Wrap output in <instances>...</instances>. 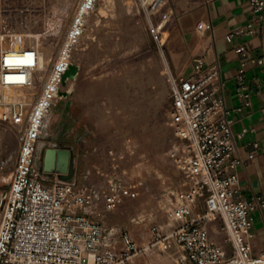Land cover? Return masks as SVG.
<instances>
[{
  "label": "built area",
  "instance_id": "1",
  "mask_svg": "<svg viewBox=\"0 0 264 264\" xmlns=\"http://www.w3.org/2000/svg\"><path fill=\"white\" fill-rule=\"evenodd\" d=\"M250 2L264 23V0ZM97 5L98 0H81L51 71L41 80L29 108L7 102L3 88L35 84L36 72L41 69L37 51H0V121L21 137L10 186L0 202V264H132L135 256L147 250L126 231H108L96 217L99 211L115 209L120 196L118 182L113 180L104 196L92 184L81 186L76 179L45 174L37 163L45 120L52 105L64 98L59 95L65 91L63 76ZM18 6H24V0H0L4 12ZM160 27L151 24L150 32L163 48L166 42ZM211 28L207 22L197 25L200 32ZM244 32L253 34L254 22L239 26L229 38ZM238 51L241 56L249 52L245 44ZM18 53L32 60L9 61V56ZM254 62L264 66V40L263 53ZM220 72L219 64L204 65L196 58L190 76L173 77L169 124L184 181L168 211L172 224L165 230L153 228L150 247L168 252L178 246L176 264H264V251L257 253L251 245L252 212L264 208V195L236 198L238 168L244 159L219 94ZM243 72L244 67L237 75L240 96L248 98ZM7 167L0 164L1 180Z\"/></svg>",
  "mask_w": 264,
  "mask_h": 264
},
{
  "label": "rangeland",
  "instance_id": "2",
  "mask_svg": "<svg viewBox=\"0 0 264 264\" xmlns=\"http://www.w3.org/2000/svg\"><path fill=\"white\" fill-rule=\"evenodd\" d=\"M156 1L98 0L65 75V79L74 76L63 87L74 99L72 117L55 119L50 109L42 136L45 140L58 134L63 138L72 130L92 147L89 153L98 149L99 163H90L88 156L89 163H80L76 181L81 186L94 185L104 196L109 184L118 182L115 209L99 211L96 217L108 231H126L140 247L147 248L132 264H176L180 253L178 246L168 252L150 247L153 228L165 230L172 224L168 211L184 181L169 124L174 76L165 46L155 41L150 25L161 26L165 41L174 16L197 0ZM80 2L24 0V6L8 12L0 9V36L5 46L20 35L26 42L24 49L33 48L47 58L44 68L36 72L33 89L24 88L32 95L26 107L34 104L41 80L49 75ZM42 138L38 146L46 142ZM20 142L18 132L0 121V164L4 161L8 166L1 172L0 193L9 189Z\"/></svg>",
  "mask_w": 264,
  "mask_h": 264
},
{
  "label": "crops",
  "instance_id": "3",
  "mask_svg": "<svg viewBox=\"0 0 264 264\" xmlns=\"http://www.w3.org/2000/svg\"><path fill=\"white\" fill-rule=\"evenodd\" d=\"M201 21L211 24L212 28L200 32L197 25ZM249 22H254L253 34L244 32L229 38L236 28ZM263 32L264 23L252 11L250 0H197L193 7L174 16L165 38L172 76H190L196 58L202 59L204 65L216 63L221 67L219 94L236 136L239 154L244 159L238 168L240 190L236 195L241 200L264 195V66L254 62L263 53ZM242 44L249 50L247 56H241L238 51ZM242 67L248 98L240 96L237 75ZM73 102V97L57 100L51 107V116L55 119L71 118ZM60 136L42 139L49 146L71 151L74 157L73 179L79 174L80 163H89L88 156H91L90 163H99L96 160L98 149L89 153L92 147L86 145L82 135L71 130L63 138ZM252 218L251 245L258 253L264 251V208L254 210Z\"/></svg>",
  "mask_w": 264,
  "mask_h": 264
},
{
  "label": "water",
  "instance_id": "4",
  "mask_svg": "<svg viewBox=\"0 0 264 264\" xmlns=\"http://www.w3.org/2000/svg\"><path fill=\"white\" fill-rule=\"evenodd\" d=\"M65 75L66 73L63 76L64 85H66L67 80L74 79V76L65 79ZM70 93V90L59 91V95L64 98H69ZM37 151V160H39L40 162L43 173H57L63 179H73L72 176L74 173V157L68 148L53 147L49 146L48 142H44L43 144L38 146Z\"/></svg>",
  "mask_w": 264,
  "mask_h": 264
},
{
  "label": "bare ground",
  "instance_id": "5",
  "mask_svg": "<svg viewBox=\"0 0 264 264\" xmlns=\"http://www.w3.org/2000/svg\"><path fill=\"white\" fill-rule=\"evenodd\" d=\"M2 37H4V36H0V49L6 47L5 46L6 43L4 42L5 38H2ZM24 45H26V42H24V38L20 35H17V36H15L14 40L11 42L10 46L7 45L6 49L10 48L12 51L19 52V51L23 50ZM45 53H47V52L45 51ZM43 54L41 53V55H40V53H39L38 64H39L40 68H44L46 60H47V58ZM47 56H49V55L47 54ZM31 60L32 59L30 57H26V56L23 57L19 53L9 56V61L15 62V63H21V62H26V61H31ZM68 69L66 70V72L68 71ZM24 88H26V87H24ZM24 88L15 87V86L4 87L3 93H4L5 100L7 102H20V103L23 102V104L30 103V100L32 99V95L27 93L28 89L26 91H24ZM30 89H33V86H30ZM1 91H2V88L0 86V92ZM4 195H5V193H0V202H1L2 197Z\"/></svg>",
  "mask_w": 264,
  "mask_h": 264
}]
</instances>
